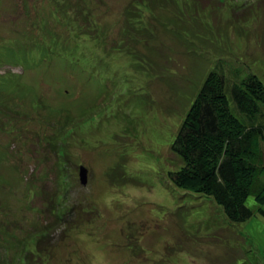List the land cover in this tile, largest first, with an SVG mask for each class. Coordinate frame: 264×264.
<instances>
[{
	"label": "rangeland",
	"instance_id": "374dc122",
	"mask_svg": "<svg viewBox=\"0 0 264 264\" xmlns=\"http://www.w3.org/2000/svg\"><path fill=\"white\" fill-rule=\"evenodd\" d=\"M220 58L264 82V0H0V264H264L171 178Z\"/></svg>",
	"mask_w": 264,
	"mask_h": 264
},
{
	"label": "trees",
	"instance_id": "16d2710c",
	"mask_svg": "<svg viewBox=\"0 0 264 264\" xmlns=\"http://www.w3.org/2000/svg\"><path fill=\"white\" fill-rule=\"evenodd\" d=\"M244 68L216 62L172 144L182 161L173 182L211 197L232 222L254 215L250 195L264 205V82Z\"/></svg>",
	"mask_w": 264,
	"mask_h": 264
},
{
	"label": "water",
	"instance_id": "95a60500",
	"mask_svg": "<svg viewBox=\"0 0 264 264\" xmlns=\"http://www.w3.org/2000/svg\"><path fill=\"white\" fill-rule=\"evenodd\" d=\"M80 180H81L82 184L87 183V168L84 166L80 167Z\"/></svg>",
	"mask_w": 264,
	"mask_h": 264
}]
</instances>
